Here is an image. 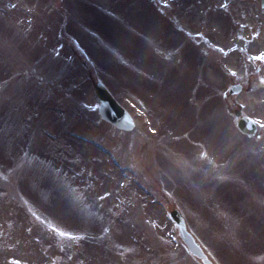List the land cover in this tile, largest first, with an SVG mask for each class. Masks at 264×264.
<instances>
[{
    "label": "rangeland",
    "instance_id": "1",
    "mask_svg": "<svg viewBox=\"0 0 264 264\" xmlns=\"http://www.w3.org/2000/svg\"><path fill=\"white\" fill-rule=\"evenodd\" d=\"M173 209L212 264H264L261 0H0V264H205Z\"/></svg>",
    "mask_w": 264,
    "mask_h": 264
},
{
    "label": "water",
    "instance_id": "2",
    "mask_svg": "<svg viewBox=\"0 0 264 264\" xmlns=\"http://www.w3.org/2000/svg\"><path fill=\"white\" fill-rule=\"evenodd\" d=\"M262 5L264 6V0H262ZM94 88L100 102L99 112L101 116L119 129H134L136 122L133 115L115 98L104 82L97 80L94 84ZM241 88V84H233L230 88V92H239ZM234 112L239 117L238 126L243 132L250 134H255L257 132V124L251 118L244 115L241 109L235 108ZM171 214L178 225L180 236L184 240L189 251L193 255L202 258L205 264H212L203 247L188 230L184 214L179 209H173Z\"/></svg>",
    "mask_w": 264,
    "mask_h": 264
},
{
    "label": "flooded vegetation",
    "instance_id": "3",
    "mask_svg": "<svg viewBox=\"0 0 264 264\" xmlns=\"http://www.w3.org/2000/svg\"><path fill=\"white\" fill-rule=\"evenodd\" d=\"M261 5H262V0H261ZM262 7H263V5H262ZM260 136L261 135V133L260 132H257L256 134H254V136Z\"/></svg>",
    "mask_w": 264,
    "mask_h": 264
},
{
    "label": "bare ground",
    "instance_id": "4",
    "mask_svg": "<svg viewBox=\"0 0 264 264\" xmlns=\"http://www.w3.org/2000/svg\"><path fill=\"white\" fill-rule=\"evenodd\" d=\"M231 31H224V34L227 35V34H230Z\"/></svg>",
    "mask_w": 264,
    "mask_h": 264
}]
</instances>
